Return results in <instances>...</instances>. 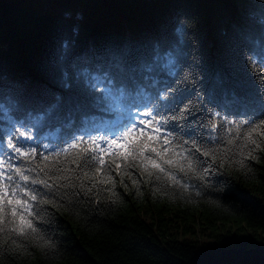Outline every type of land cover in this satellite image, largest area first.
I'll return each instance as SVG.
<instances>
[{
    "label": "snow or ice",
    "instance_id": "snow-or-ice-1",
    "mask_svg": "<svg viewBox=\"0 0 264 264\" xmlns=\"http://www.w3.org/2000/svg\"><path fill=\"white\" fill-rule=\"evenodd\" d=\"M173 27L150 43L70 48L65 41L64 53L32 87L48 97L35 116L22 114L31 93L0 98V247L26 250L22 241L55 247L42 234L41 205L56 207L60 190L75 189L76 182L74 195H98L99 185H115L113 172L122 184L127 176L134 185L155 180L188 196L226 195L221 169L232 162L228 146L235 138L216 135L225 124L228 134L236 129V138L248 127L246 142L236 145L241 156L255 159L252 153L264 150V141L253 138L264 129V33L258 46L247 49L235 38L225 40L229 52L243 57L225 88L222 76L207 72L200 48L189 46L186 26L177 20ZM109 115L115 119L106 120ZM51 119L79 126L49 147L40 129ZM69 150L76 151L67 162ZM62 155L65 166L47 163Z\"/></svg>",
    "mask_w": 264,
    "mask_h": 264
},
{
    "label": "trees",
    "instance_id": "trees-1",
    "mask_svg": "<svg viewBox=\"0 0 264 264\" xmlns=\"http://www.w3.org/2000/svg\"><path fill=\"white\" fill-rule=\"evenodd\" d=\"M262 14L260 0H0V98L31 93L22 114L35 116L48 97L32 87L64 53L65 41L70 48L150 43L157 35L169 36L177 20L186 26L189 46L200 48L207 72L222 76L228 88L243 57L229 52L225 40L235 38L245 49L258 46ZM78 126L79 121L65 128L62 121L45 120L42 142L58 144L57 136ZM228 126L216 132L222 141L235 138L228 146L232 162L221 169L226 195L188 196L155 180L134 185L127 176L122 184L114 172L115 185H99L98 195H74L76 182L77 188L60 190L56 207L41 205L46 225L41 231L55 247L27 241H22L26 250L0 247V264H195L209 246L264 249V150L253 152L255 159L241 156L236 145L246 142L248 127L236 138L234 127L231 134L225 131ZM3 127L0 121V134ZM260 132L264 129L253 133L258 142L264 141ZM75 151L69 150L67 162ZM67 162L63 155L47 161ZM189 182L199 186L195 179Z\"/></svg>",
    "mask_w": 264,
    "mask_h": 264
},
{
    "label": "water",
    "instance_id": "water-1",
    "mask_svg": "<svg viewBox=\"0 0 264 264\" xmlns=\"http://www.w3.org/2000/svg\"><path fill=\"white\" fill-rule=\"evenodd\" d=\"M195 264H264V249L209 246L199 254Z\"/></svg>",
    "mask_w": 264,
    "mask_h": 264
}]
</instances>
